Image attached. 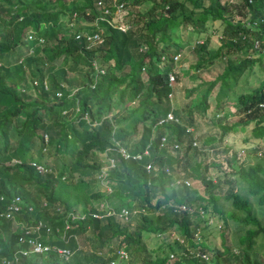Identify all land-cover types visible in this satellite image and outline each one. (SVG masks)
<instances>
[{"label":"trees","instance_id":"obj_1","mask_svg":"<svg viewBox=\"0 0 264 264\" xmlns=\"http://www.w3.org/2000/svg\"><path fill=\"white\" fill-rule=\"evenodd\" d=\"M103 2L112 7L110 0ZM124 2H147V6L127 10L121 20L129 28L121 31L105 20L91 24L98 13L95 0H0V208L18 195L31 209L23 207L16 220L42 219L52 232L42 231L41 239L72 250L66 259L54 250L30 252L20 255L16 264H109L112 250L118 247L129 258L137 257L138 264H260L251 253L257 236L264 235V158L255 156L253 162L238 163L230 175H222L227 185L223 197L230 205L223 210L214 191L220 179L209 176L207 164L197 158L191 126L195 112L204 115L213 107L215 115L229 105L227 112L237 114V119L230 123L218 119L217 139L209 136L202 142L221 141L228 132L248 125L252 140L264 136V0ZM73 12L90 24L60 33L61 15L71 20ZM207 21L218 22L212 31L220 39L212 50L207 48ZM97 27L102 30L101 44L87 46L83 37H75ZM29 28L33 39L24 38ZM192 34L200 37L192 44L197 54L194 69H207L223 58L224 65L212 78L184 89L188 96L204 84L196 101L172 108L168 73L174 71L173 56L190 42ZM39 37L43 43H38ZM42 55L51 61L60 57V63L44 66L36 58ZM253 66L262 77L255 86L235 94L240 77ZM69 73L76 81L73 90ZM167 112L176 119L158 123ZM163 135L165 142L160 145ZM44 145L47 150L43 151ZM50 146L60 154L53 168L42 161ZM119 147L130 155L147 147V153L124 158ZM107 156L114 158L104 178L109 190H89ZM30 160L51 170L40 173ZM177 178L189 183H173ZM194 181L202 186L201 191ZM97 202L106 203L114 213L94 216L101 212ZM79 203L83 216L71 219L67 214ZM181 203L187 208L176 210ZM122 207L140 210L134 230L119 223L122 219L116 213ZM208 208L211 215L218 213L221 218L220 246L206 242L199 232L201 220L208 224L204 217ZM227 218L242 230L232 245L223 238ZM170 231L174 236L149 249L142 239L148 233ZM20 232L19 223L0 219V259L19 248ZM84 232H88L87 250L77 246L76 236Z\"/></svg>","mask_w":264,"mask_h":264},{"label":"rangeland","instance_id":"obj_2","mask_svg":"<svg viewBox=\"0 0 264 264\" xmlns=\"http://www.w3.org/2000/svg\"><path fill=\"white\" fill-rule=\"evenodd\" d=\"M70 0H67L69 2ZM234 1V0H228ZM147 6V2L141 4H132L130 2L125 3L123 7L122 16L127 10L132 9L134 11L144 10ZM73 15V14H72ZM63 20V27L60 33L68 32L73 29L75 26H86L89 25V21L84 19L83 17H78L76 14L70 19H64V16L61 15ZM126 18V17H125ZM70 20V21H69ZM124 20V19H123ZM213 24V26H212ZM216 26H218L217 21H213L210 24V21H207V32L209 33V42L207 44V48L212 50L219 43V33L217 31H212ZM200 39V37H195V35H191L189 37L190 42L183 46V48L179 51L177 58L175 59V67L172 73L175 75L174 80L172 81L173 91L171 92V106L172 108H181L184 106L186 102L191 103L196 101L203 90L204 84L195 89L190 95H184V89L186 87L192 86L200 80L204 81L206 79L212 78L217 72H219L224 65V58L218 59L215 61L213 65H211L207 69H194L192 66L193 62L196 59L197 54L192 49L193 40ZM38 62L42 63L44 66H48L50 64L57 65L60 63V57L49 60L45 56H37ZM143 76V75H142ZM69 81L71 83L70 89H74L76 81L74 80V74L69 73ZM262 77V73L257 70L255 66H253L252 70L245 71L243 75L240 77L238 84L234 88V93L238 94L244 90L250 89L255 86L259 79ZM71 90V91H72ZM214 89L210 93V100H212ZM212 102V101H211ZM229 105L225 106L218 113L214 115V108L210 107L206 109L205 114L201 115L200 113L195 112L194 122L192 127L193 135L196 137L197 143V158L201 159L203 162L207 164V174L209 176L217 179L219 177V185L214 189V191L219 195L218 197V205L222 207L223 210H227L230 208L229 201L225 200L223 197V192L227 188V185L222 183L221 178L223 174L230 175V169L236 167L238 163L247 164L251 163L255 160V156H261L264 158V136L259 139L257 142L252 140L249 136V127L247 126L244 130H236L228 132L225 137L221 141H211L209 143L202 142L205 137L213 136L217 139L219 134V127L216 124L217 120H221V122L230 123L233 120H236L238 115L231 114L229 112ZM228 111V112H227ZM139 127V126H138ZM245 138L246 140L244 141ZM48 148V146H47ZM50 150L44 156L43 160L46 164H49L52 168L54 167V159L57 161L60 160V154L54 153L52 147L50 146ZM47 150V149H46ZM63 159L67 161V156L64 155ZM106 164L105 161L103 165ZM97 173L95 174V178ZM214 179V180H215ZM195 186L201 191L202 186L194 181ZM107 183L103 178L101 182L98 180L90 181L89 190L96 189H104L107 188ZM252 201V206L254 209H258L254 200L249 197ZM96 202V201H94ZM82 203V202H81ZM98 203V202H97ZM85 205V204H84ZM87 206V204H86ZM135 209L140 212V210L136 207ZM198 210V208H196ZM210 208L207 209V213L204 217H207L208 224H203V221H200L201 227H199V232H202V235L206 242L214 244L216 246L221 245V218L218 213H213L211 215ZM82 212L80 209V203L76 205L74 209V214H80ZM138 212L132 214L128 220H119V223L127 226L129 229L134 230L138 220ZM208 212L210 216L208 217ZM208 214V215H207ZM200 216V215H199ZM228 219V218H227ZM264 222V221H262ZM242 230L238 228V225L234 224L230 219H228V225L223 231V238L226 244L232 245L234 239L237 237V234L241 233ZM88 232H84L81 234H77V246L83 250L88 249V243L85 240V236ZM6 234V233H5ZM171 236H174V231H170V233L166 232L163 234H153L148 233L142 236V239L146 245V247L152 248L156 246L160 241L169 239ZM114 240V239H113ZM105 251L106 248H103ZM252 257H255L259 260L260 264H264V235L259 234L256 238V243L254 244V249L251 253ZM130 264H138V258L132 256L129 258Z\"/></svg>","mask_w":264,"mask_h":264},{"label":"built area","instance_id":"obj_3","mask_svg":"<svg viewBox=\"0 0 264 264\" xmlns=\"http://www.w3.org/2000/svg\"><path fill=\"white\" fill-rule=\"evenodd\" d=\"M112 7H108L104 5L103 0H95V5L98 9V13L95 17V19L91 22V24H96V20H105L112 26L118 28L121 31H125L127 28H129V24L121 20L122 13H123V7H124V0H110ZM76 13L73 12V16ZM264 18V16H263ZM102 30L101 28L97 27L96 30L94 31H84L82 30L81 32H78L75 34V37H83L84 40L86 41L87 46H94L101 44L103 36H102ZM35 37V34L32 29H27L24 32V38L25 39H33ZM44 39L43 37L38 38V43H43ZM32 51V48L29 49V52ZM178 54H175L173 56V59L175 60L177 58ZM99 72H102V69H97ZM175 76L172 72L168 73V84L172 85V81L174 80ZM33 84L36 83L35 80L32 81ZM44 86L46 87L45 81H43ZM57 95H59V92H56ZM169 97L171 95V92L168 94ZM76 109V108H75ZM84 118H86V115H83ZM176 119L173 117L171 112H167L164 117H161L158 120V123L164 120H172ZM187 129H191V127H188ZM43 141H47V135L44 133L43 135ZM165 142V136L160 137V145L164 144ZM195 140L192 141V144H195ZM176 146V144H174ZM42 150H46V145L42 147ZM118 151L120 155L124 158H127L128 156H131L133 158H140L141 154H146L147 153V147L143 149V151L137 152L135 154H131L123 147H119ZM16 159H13L12 161H15ZM104 165L100 167L99 172L97 173L96 179L101 182L103 178H105L106 171L114 166V158L111 156H107L105 160ZM29 164L33 166V168L40 172V173H45L51 170L50 167L46 166L45 164L41 162H36L35 160H30ZM146 170H149L151 168V164L147 163L145 164ZM179 182H184L185 184H188L189 181L187 179H180L177 178L173 181V183H179ZM106 190H109V186H106ZM2 197L0 196V200ZM23 207L26 210L31 209V205L29 204H23L21 198L18 195H13L11 196L6 202L4 203V206L2 209H0V217L5 218V219H10L15 223H19V228L21 229V232L19 233L17 237V243L20 245L19 248L14 250L10 256L0 259V262L3 264H16L18 262V258L20 255H25L27 253L33 252V253H41L44 251L48 250H54L58 256L66 259L68 256L71 255L72 250L68 247L64 246H58L53 243L45 242L44 240L41 239V232L44 231L46 234H49L52 232V227L44 222L42 219H35L29 223H22L19 220H16L15 215L23 209ZM186 205L181 203L175 206L176 210H182L186 209ZM98 210L101 212L94 213L93 215L96 217H101V216H106V215H111L114 213V210L110 207L107 206L106 203L103 202H98ZM138 212L137 209L132 208V209H127L125 207L120 208V210L116 213L119 218L122 220H128L129 217ZM198 212L201 214L203 213V210L198 208ZM80 213V212H79ZM69 217L72 218H81L83 216V213L81 212L80 214H74V211H69L68 214ZM68 226V223L64 224V228ZM56 230H58L56 228ZM198 235L197 232L194 233V235ZM180 241H182L181 238H179ZM113 256L108 259L109 264H117L118 261H123L124 264H130L129 262V255L128 252L122 248L118 247L112 250ZM169 256L172 257L173 253L169 252ZM203 258H207V256L203 253L200 254Z\"/></svg>","mask_w":264,"mask_h":264},{"label":"clouds","instance_id":"obj_4","mask_svg":"<svg viewBox=\"0 0 264 264\" xmlns=\"http://www.w3.org/2000/svg\"><path fill=\"white\" fill-rule=\"evenodd\" d=\"M21 198V197H20ZM22 203H23V201H22ZM23 204H25V203H23ZM0 209H2V208H0ZM0 219H1V217H0Z\"/></svg>","mask_w":264,"mask_h":264},{"label":"crops","instance_id":"obj_5","mask_svg":"<svg viewBox=\"0 0 264 264\" xmlns=\"http://www.w3.org/2000/svg\"><path fill=\"white\" fill-rule=\"evenodd\" d=\"M201 41V40H200ZM178 54V53H177Z\"/></svg>","mask_w":264,"mask_h":264}]
</instances>
